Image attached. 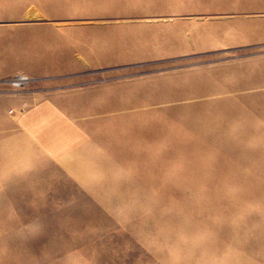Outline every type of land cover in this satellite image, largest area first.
Segmentation results:
<instances>
[{
	"label": "rangeland",
	"instance_id": "obj_1",
	"mask_svg": "<svg viewBox=\"0 0 264 264\" xmlns=\"http://www.w3.org/2000/svg\"><path fill=\"white\" fill-rule=\"evenodd\" d=\"M2 49L61 118L0 121V264H264V0H0Z\"/></svg>",
	"mask_w": 264,
	"mask_h": 264
},
{
	"label": "crops",
	"instance_id": "obj_2",
	"mask_svg": "<svg viewBox=\"0 0 264 264\" xmlns=\"http://www.w3.org/2000/svg\"><path fill=\"white\" fill-rule=\"evenodd\" d=\"M18 60L19 58H15L14 55L6 54L4 49L0 50V80L18 73L24 74V65ZM26 101H30V97L28 94L24 93V91H0V121L6 122L8 119V111H10L9 106H13V112L16 114V121L33 139V141L38 146L44 147L48 153H58L59 151L54 150L56 144H59V140L54 131V126L55 120L58 121V119L61 118V115L55 111L54 106L49 102L55 100L52 98H43L42 100H39L41 102H38L31 107L26 106ZM46 122L51 123L44 127ZM39 129L47 130L49 132L48 137H45L40 133ZM60 143H63L62 137ZM52 146L53 148H51Z\"/></svg>",
	"mask_w": 264,
	"mask_h": 264
},
{
	"label": "built area",
	"instance_id": "obj_3",
	"mask_svg": "<svg viewBox=\"0 0 264 264\" xmlns=\"http://www.w3.org/2000/svg\"><path fill=\"white\" fill-rule=\"evenodd\" d=\"M29 81L30 79L26 75L20 73L15 75L12 79L8 80L7 84L15 88L22 89L24 87H27Z\"/></svg>",
	"mask_w": 264,
	"mask_h": 264
}]
</instances>
